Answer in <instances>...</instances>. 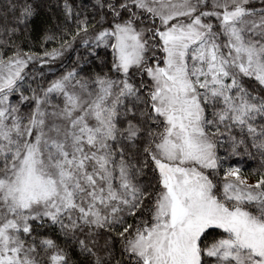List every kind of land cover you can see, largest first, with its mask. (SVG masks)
Listing matches in <instances>:
<instances>
[{"label": "snow or ice", "instance_id": "snow-or-ice-1", "mask_svg": "<svg viewBox=\"0 0 264 264\" xmlns=\"http://www.w3.org/2000/svg\"><path fill=\"white\" fill-rule=\"evenodd\" d=\"M0 264H264V0H0Z\"/></svg>", "mask_w": 264, "mask_h": 264}]
</instances>
